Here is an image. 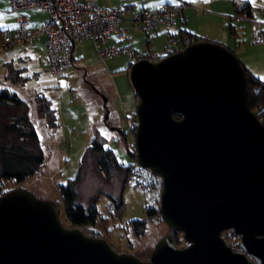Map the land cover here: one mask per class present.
I'll list each match as a JSON object with an SVG mask.
<instances>
[{
	"label": "water",
	"instance_id": "water-1",
	"mask_svg": "<svg viewBox=\"0 0 264 264\" xmlns=\"http://www.w3.org/2000/svg\"><path fill=\"white\" fill-rule=\"evenodd\" d=\"M129 80L136 162L162 178V220L188 246L165 236L142 262L63 227L56 203L18 188L0 197V264H252L245 254L264 264V125L249 109L235 53L194 43L133 64ZM226 230L241 237L244 254L225 245Z\"/></svg>",
	"mask_w": 264,
	"mask_h": 264
},
{
	"label": "rangeland",
	"instance_id": "rangeland-1",
	"mask_svg": "<svg viewBox=\"0 0 264 264\" xmlns=\"http://www.w3.org/2000/svg\"><path fill=\"white\" fill-rule=\"evenodd\" d=\"M241 1H246L252 6L257 3V0ZM2 7L3 0H0V9ZM46 16V13L38 11L28 14L31 24L41 22ZM203 26L206 27V24L204 23ZM233 26L237 30L243 27L235 23ZM196 27H198L197 24ZM31 28L35 27L32 25ZM218 30L217 34L224 36L223 43L229 49L234 46V49L237 50L240 41L233 40L230 33L232 27L226 24L225 27ZM136 33L138 34L136 31H131L133 36ZM211 37L221 43V40L216 39L215 35H211ZM43 42L45 43L44 38L36 40L34 50L42 52ZM135 48L142 49L143 45L135 44ZM235 50L232 51L235 53ZM87 51L88 53L83 56V59L80 56H75L76 63L68 74L71 82L70 90L66 86L64 78L50 77L46 66L40 64H38L40 77L33 80L31 76L25 85L29 91L35 90L50 99L56 109L58 122L56 129L49 130L47 128L45 120L38 115L34 103L35 95L26 94L25 91H23V95H20V99L25 103L24 106L0 109V146L3 144L11 147L21 144L16 136L6 133L3 127L10 124L11 118L26 115L37 130L44 156V166L39 172L40 175L30 178L23 187H12L9 183L11 187L8 188L11 190L26 188L38 199L59 203L60 221L63 227L70 228L71 225L66 219L58 187L78 178L75 185L77 204L88 207L96 201V208L99 212L97 225L94 228L99 231L96 236L104 238L117 253L132 254L142 262H149L155 246L163 237L171 235L179 249L186 247L187 243L182 234H173L160 216H147L144 193L130 184H126L123 188L122 172L118 171L110 180H104L96 166L97 155L88 153L87 150L91 147L95 133L99 131L105 148L113 151L120 164L129 166L137 163L135 137L130 138L123 113L125 111L133 113L136 122L135 111L138 103L136 104L135 94L130 86L131 66L127 58H114L104 65L96 59L92 44ZM4 54L6 52H0V56ZM36 59L39 61L38 58ZM99 92L102 94L99 95L100 97L98 96ZM103 98L108 99L109 102L108 106L111 110L109 118L108 114L104 112ZM106 118H108L107 121ZM257 120L259 121V118ZM114 127L116 130L111 131L110 129ZM29 148L34 151L37 146L30 145ZM132 152L134 158L131 156ZM120 194L123 197L124 208L120 217H115L112 215L110 197L118 198ZM103 221H107L106 225L101 224ZM134 221L147 223V229L143 236L136 237L131 232L129 224ZM85 231L88 233V229L85 228Z\"/></svg>",
	"mask_w": 264,
	"mask_h": 264
},
{
	"label": "built area",
	"instance_id": "built-area-1",
	"mask_svg": "<svg viewBox=\"0 0 264 264\" xmlns=\"http://www.w3.org/2000/svg\"><path fill=\"white\" fill-rule=\"evenodd\" d=\"M99 0H10L11 11L15 14L16 28L5 30L0 34V51L20 44L33 43L45 39V59L43 61L50 77L64 78L70 90L68 77L72 69V50L78 43L92 42L101 62L112 58L126 57L129 65L146 61L158 63L172 54L173 49L185 47L190 43L206 41L200 38H180L177 20L181 17L187 4L160 5L156 9L141 13H130L125 5L112 8L99 5ZM39 11L47 13L46 20L37 28H30L28 13ZM128 22L144 33H155L163 30L166 34L169 49L161 52L148 48L136 50L123 23ZM114 40L113 45H108ZM209 42V41H207ZM254 42H261L258 31L254 32ZM125 125L129 136L135 137V116L124 112ZM261 118L264 124V113ZM126 184L144 193L147 210H159L161 206L162 178L153 175L149 169H143L137 163L126 177ZM220 238L234 253L244 252L241 249V237L232 230L221 232ZM188 246V244H187ZM186 246V247H187ZM184 247V248H186ZM252 264L255 261L245 254Z\"/></svg>",
	"mask_w": 264,
	"mask_h": 264
},
{
	"label": "crops",
	"instance_id": "crops-1",
	"mask_svg": "<svg viewBox=\"0 0 264 264\" xmlns=\"http://www.w3.org/2000/svg\"><path fill=\"white\" fill-rule=\"evenodd\" d=\"M98 2L99 5L104 8H112L119 4L125 5L129 8L130 13L152 11L160 5L185 3L187 6L181 17L177 20L179 28L178 37L181 38L184 34L190 35L193 39L200 38L223 45L227 48L229 47L223 43L225 40L224 36L218 35L217 32L219 31L218 29L229 24L230 27H232L230 33L233 36V40L240 41L237 50L234 49V46L231 47L230 50H235L241 65L248 73L264 83V0H257L255 6L250 5L246 1L242 2L241 0H99ZM46 18L37 24H31L30 21V25L37 28L42 25ZM204 23L206 27L203 26ZM233 23L243 27L237 30V28L233 26ZM196 24L198 27H196ZM123 27L127 29L130 34L134 48L135 44L138 45V43H141L143 48H148L151 51L157 52L169 48L167 37L163 30H159L155 33H144L128 22H124ZM15 28V14L11 11L10 0H3V7L0 9V34L5 30H13ZM255 30L258 31L261 42H254ZM131 31H136L138 34L136 33L133 36ZM211 35H215L216 39L221 40V43L215 41ZM35 42L36 41L33 43L16 45L2 51L3 53L6 52V54L0 56V89H8L16 93L19 97L23 95V91H25L26 94L30 93V95L40 93H37L35 90L29 91L25 88L31 76L33 80L40 77L38 64L44 66L43 61L46 55L45 43L43 42V50L40 52L34 50ZM90 43L92 44L90 41H84L74 46L72 50V67L76 63L75 56H80V58L83 59V56L88 53L87 50L90 49ZM114 43V40H110L108 45H113ZM142 49L136 50L140 51ZM95 55L96 59L100 61L96 52ZM36 58H38L39 61ZM112 59L107 61H111ZM107 61L102 63L106 65ZM103 103L104 105L106 103L108 104V99L106 102L103 101Z\"/></svg>",
	"mask_w": 264,
	"mask_h": 264
},
{
	"label": "trees",
	"instance_id": "trees-1",
	"mask_svg": "<svg viewBox=\"0 0 264 264\" xmlns=\"http://www.w3.org/2000/svg\"><path fill=\"white\" fill-rule=\"evenodd\" d=\"M186 37L192 38L190 35L184 34L180 40ZM192 44H194V42H192ZM185 48L186 47L173 49L172 54H176ZM244 72L247 85L248 106L250 111L258 117L264 113V83L253 77L245 69ZM134 94L137 104L138 97L135 92ZM34 103L36 104L39 117L45 120L47 128L49 130L56 129L58 126L57 114L50 99L44 95L35 94ZM24 105L25 103L16 93L11 92L8 89H0V109L6 107L20 108ZM174 118L180 119L181 116L175 115ZM3 129L6 133L16 136L21 144L13 145L11 147L3 144L0 146V197L12 191L11 188L8 187H23L25 182L30 178L37 176L44 166V156L39 141V135L28 116L25 115L22 117L11 118L10 124L5 125ZM95 134L91 147L87 150L88 153L97 155L96 166L104 180L108 181L116 172H122V187L124 188L126 185V177L130 168L135 163L129 166L120 164L113 151L105 148L99 131H96ZM30 145H35L37 148L33 151L29 148ZM131 156L134 158L133 152L131 153ZM77 182L78 178L58 187L66 219L71 225L70 228H78L92 238L104 239L96 236L97 232H99L98 229L94 230L99 217V212L96 208V201L88 207L77 204V192L75 190ZM9 183L11 186H9ZM110 202L112 205V215L120 217L124 208L122 194H120L118 198L110 197ZM56 204L59 206V203ZM147 216H160L162 219L159 210H147ZM106 222L107 221H103L101 224L106 225ZM129 227L134 236L140 237L145 234L147 223L134 221L130 222ZM85 228L88 229V233L85 231ZM171 231L173 234H176L173 230Z\"/></svg>",
	"mask_w": 264,
	"mask_h": 264
},
{
	"label": "flooded vegetation",
	"instance_id": "flooded-vegetation-1",
	"mask_svg": "<svg viewBox=\"0 0 264 264\" xmlns=\"http://www.w3.org/2000/svg\"><path fill=\"white\" fill-rule=\"evenodd\" d=\"M99 95L101 94L100 92L98 93ZM102 95V94H101ZM105 114H108V118H109V116H110V113H111V110H110V108H109V106H108V104L106 103L105 105ZM108 118H106V121L108 120ZM105 121V122H106ZM114 123L116 124V122L114 121ZM115 128V127H114ZM111 130V129H110ZM116 130V129H115ZM174 241V240H173Z\"/></svg>",
	"mask_w": 264,
	"mask_h": 264
},
{
	"label": "bare ground",
	"instance_id": "bare-ground-1",
	"mask_svg": "<svg viewBox=\"0 0 264 264\" xmlns=\"http://www.w3.org/2000/svg\"><path fill=\"white\" fill-rule=\"evenodd\" d=\"M192 43H190V45H191ZM190 45H185V47L187 46H190ZM172 56V55H171ZM167 59V58H166ZM161 62V61H160ZM159 63V62H158ZM152 64V63H151ZM156 64V63H155ZM259 121L261 122V118H259ZM135 133H136V130H135ZM163 182V181H162ZM162 190H163V187H162ZM162 195V194H161ZM182 249H184V248H182Z\"/></svg>",
	"mask_w": 264,
	"mask_h": 264
},
{
	"label": "snow or ice",
	"instance_id": "snow-or-ice-1",
	"mask_svg": "<svg viewBox=\"0 0 264 264\" xmlns=\"http://www.w3.org/2000/svg\"><path fill=\"white\" fill-rule=\"evenodd\" d=\"M29 27H31V25H29Z\"/></svg>",
	"mask_w": 264,
	"mask_h": 264
}]
</instances>
